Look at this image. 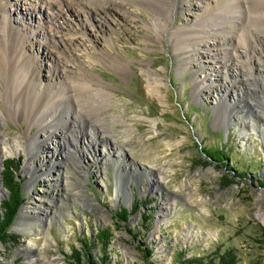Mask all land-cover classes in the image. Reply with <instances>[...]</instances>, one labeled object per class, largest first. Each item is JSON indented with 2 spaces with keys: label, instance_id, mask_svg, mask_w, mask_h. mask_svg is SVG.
Masks as SVG:
<instances>
[{
  "label": "rangeland",
  "instance_id": "374dc122",
  "mask_svg": "<svg viewBox=\"0 0 264 264\" xmlns=\"http://www.w3.org/2000/svg\"><path fill=\"white\" fill-rule=\"evenodd\" d=\"M91 1L80 7L66 0L60 9L35 2L36 10L22 3L8 7L12 16L25 18L31 29H36L32 44L44 65L51 63L44 50L53 51L54 56L62 54L64 68L73 70L74 61L83 60L110 84L108 90L116 96L102 112L105 120L97 118L95 102L82 99L80 109L86 114V123L76 118L81 125L77 134L80 152H75V143L57 148L64 140L60 130L55 131L56 140L47 141L44 150L52 158L48 166L56 169L48 172L41 162L43 171L38 175L45 171V178L32 194L25 173L28 154L21 150L4 158L0 165V213L9 195L2 176L10 158L16 159L14 171L22 185L23 207L30 202L41 208L49 206L46 195L56 188V180L51 179L60 177L59 168L63 186L55 193L61 206L52 207L49 213L54 214L50 241H45L43 226L28 232L14 230L13 225L11 237L0 242V264H148L149 260L180 264L190 259L191 264H264V67L259 58L254 56L251 76L239 65L220 68L216 76L210 62L224 58L208 49L195 51L207 63L199 74L210 80H205L207 92H201L197 100L195 69L178 72L180 58L173 41L168 37L163 39L164 45L146 41L145 36L151 33L146 27L150 19L147 11L130 1L118 4L117 10L105 11L98 7L102 0ZM248 2L247 26L264 29V0ZM185 12L190 14L187 9ZM182 20L186 17L179 16L175 24ZM39 31L58 40L57 48L45 42ZM63 35L73 41L66 43ZM82 50L86 57L80 59ZM106 53L129 60L130 67H112ZM229 59L237 64L233 56ZM143 66L166 76L163 97L150 91ZM49 73L44 66V82L50 80ZM225 91L227 108L233 102L242 103L240 115L235 112L240 109L230 110L227 126L217 125L214 111ZM0 109L5 111L2 98ZM17 118V122L0 124V136L14 140L20 134L19 140H25L32 124L25 116ZM252 125L257 133L248 135ZM37 130L32 125L30 132ZM100 134L112 140L110 156ZM207 147L222 149L229 158L214 160ZM39 156L45 159L43 153ZM60 162L63 168L57 167ZM162 173L167 182L161 181ZM129 181L134 199L115 204L118 183ZM122 207L129 211L126 221L119 215ZM105 229L109 237H100ZM30 240L38 243L33 254L27 252ZM148 249L149 260L145 257Z\"/></svg>",
  "mask_w": 264,
  "mask_h": 264
},
{
  "label": "bare ground",
  "instance_id": "6f19581e",
  "mask_svg": "<svg viewBox=\"0 0 264 264\" xmlns=\"http://www.w3.org/2000/svg\"><path fill=\"white\" fill-rule=\"evenodd\" d=\"M65 1L0 0V98L3 99L5 107V111L0 109V124H7V120L17 122V117L20 115L25 116L28 122L39 128L35 133H32L30 132L32 125L29 126L30 128L26 130L23 136L25 140H19L20 134L14 140L0 136V165L8 154L20 153L21 150L25 151L28 154L25 167L26 177L28 178L27 190L31 194L34 190L33 188L42 182L43 175L46 173L44 171V173L38 175L39 172L43 171L41 162L48 166L47 162L49 163L52 159L44 149L47 141L56 140L55 131L60 130L62 140H64L63 143L58 142L57 148H64L66 145L70 147L71 143H75V152H80L77 134L80 133L81 125L78 124L77 119L86 123L84 116L86 114L83 115V109H80L83 102L82 99L95 102L96 106L94 109L96 110L97 118L105 120L102 112L111 103L112 96H116L115 93L108 90L110 84L100 74L94 73L87 68L82 63L83 60L74 61L73 70L68 67L64 68L61 63L62 54L54 56L53 51L46 52L44 50V57L50 58L51 62L49 65L48 63L44 65V61L36 55L32 44V38L34 39V36H36V29H31L25 18L12 16L8 8L9 5L19 6L22 3L23 5H29L31 8L34 6L36 10L38 5H35V3H38L55 5L60 9ZM68 1L71 2L70 4L74 3L80 7L82 4L88 2L92 4L94 2L91 0ZM129 1L147 11L150 16V19L146 20V27L151 33L145 36L146 41L150 44L164 45L163 39L168 37V39L173 41L175 53L180 58V63L177 65L178 72L182 73L189 69H195L193 71L194 80H196L194 98L197 100H199L201 92H207L204 91L205 87L208 88V86H205V80L207 82L210 80L207 79L206 74H199L207 63L195 51L208 49L219 58H224L223 61H221L222 59H216L210 62L211 67H214L212 71L216 72V76L220 75V68L226 70L230 65H234L236 68L238 65L244 67L251 76L252 68L250 66L256 55L264 67V29H258V26L256 28L247 26L249 18L246 15L249 8L248 0H102L98 7L102 10L110 11L118 8L120 6L118 4ZM214 3H216V7L213 6ZM186 9L190 14L185 12ZM119 12L121 11L119 10ZM189 15L193 16L188 17ZM179 16L186 17V20H182L177 25L175 20ZM28 30L31 31L29 32ZM40 34L45 42L48 43L50 41L52 47L57 48L58 40L52 41L42 31H39V36ZM32 35L34 36L32 37ZM61 37L66 43L73 41L72 37H66L65 35ZM58 52L60 53V51ZM81 53L80 59L86 57L85 51L82 50ZM105 56H107L114 68L124 70L125 67H130L131 62L129 60L107 53ZM232 56L237 64L231 62L232 59H229ZM44 66H47L50 72V80L45 82L41 79ZM142 70L148 79L150 91L163 97L162 86L167 84L165 81L166 76L158 72V70H152L145 66H143ZM200 77L201 79H199ZM251 84L252 86L255 85V83ZM227 91L219 95V107L214 108L217 125H230V119L228 118L230 110L240 109L235 112L239 115L241 113L242 103L240 101L233 102L232 107L227 108ZM238 95L240 96V93ZM251 99L256 100L254 97ZM71 120L73 122H70ZM252 126V132L247 133L248 135L257 133L255 125ZM240 131L241 134H244L246 130L242 128ZM92 133L96 134V131L93 129ZM100 138L105 143L106 154L110 156L111 153L108 150V146L112 140L109 136L103 134H100ZM4 143L10 145L5 146ZM122 143L125 146H129L126 140H122ZM86 145L85 143L84 147L87 149L88 146ZM94 147V145L90 146L93 150ZM39 153L45 155L43 161ZM68 153L67 156L70 159L71 152L69 155ZM60 164L57 167L63 168V165L61 164V166ZM74 164L77 167V161ZM65 167H69L68 163H66ZM53 168L56 169V166L49 165L47 171L52 172ZM82 169L87 171L84 167ZM60 170L59 168L58 172L60 173L58 175L60 177L51 179V181L56 180V188L46 195L50 199L48 202L49 206L41 208L32 202H30L29 206H22L19 217L14 222V230L29 232L31 229L30 231L32 232V230L34 231L36 228L43 226L46 229L45 241L46 243L50 241L49 239L52 238L50 229L54 214L49 215V213H51L52 207L59 208L61 206L55 199V193L60 190L58 188L63 186ZM165 177L164 173H162L160 176L161 181L167 182ZM133 190L130 181L124 182V184L119 182L116 189L117 199L114 200L115 204H120L122 199L133 200L135 195ZM1 192H3L2 186H0ZM43 200H38L37 202L40 204ZM37 244V241L30 240L27 252L29 251L30 254H33V249H37Z\"/></svg>",
  "mask_w": 264,
  "mask_h": 264
},
{
  "label": "trees",
  "instance_id": "16d2710c",
  "mask_svg": "<svg viewBox=\"0 0 264 264\" xmlns=\"http://www.w3.org/2000/svg\"><path fill=\"white\" fill-rule=\"evenodd\" d=\"M205 150L209 154V156L214 160L223 159V157H225V159L229 158L228 153L222 149H212L211 147H207ZM15 165L16 159L11 158L8 159L4 164L5 171L2 176V182L3 185L9 190V195L1 205L2 212L0 213V242H6L8 240V237H11L9 230L11 229L14 220H16L20 206H22V204L25 202V199L22 194L23 190L21 182L16 179L17 176L14 171ZM241 175H244V173H241ZM127 209L128 208L126 207H122L120 209L121 212L119 213L121 218H123V220L125 221L129 217V211ZM109 235V230L105 229L101 232L100 237L107 238L109 237ZM150 255V250H146L145 257L148 260L150 258ZM148 262V264H153L150 260ZM192 262L193 259H190L189 261L183 260L180 264H191ZM94 264L97 263L94 262Z\"/></svg>",
  "mask_w": 264,
  "mask_h": 264
},
{
  "label": "water",
  "instance_id": "95a60500",
  "mask_svg": "<svg viewBox=\"0 0 264 264\" xmlns=\"http://www.w3.org/2000/svg\"><path fill=\"white\" fill-rule=\"evenodd\" d=\"M23 205H24V203L22 204V206H23ZM22 206H20L19 213H18V215H17V217H16V220H17V218L19 217L20 210H21V207H22ZM126 208H127V207H126ZM16 220H14V222H15ZM14 222H13L12 226L14 225Z\"/></svg>",
  "mask_w": 264,
  "mask_h": 264
}]
</instances>
